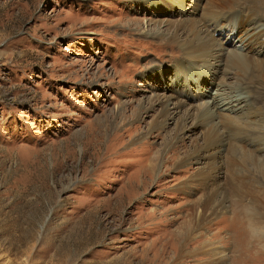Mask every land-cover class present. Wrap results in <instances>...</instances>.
Instances as JSON below:
<instances>
[{"label":"rangeland","instance_id":"374dc122","mask_svg":"<svg viewBox=\"0 0 264 264\" xmlns=\"http://www.w3.org/2000/svg\"><path fill=\"white\" fill-rule=\"evenodd\" d=\"M259 10L0 0V264H264V128L180 127L242 79L264 117V79L205 58Z\"/></svg>","mask_w":264,"mask_h":264},{"label":"bare ground","instance_id":"6f19581e","mask_svg":"<svg viewBox=\"0 0 264 264\" xmlns=\"http://www.w3.org/2000/svg\"><path fill=\"white\" fill-rule=\"evenodd\" d=\"M257 1L260 10L255 13V16H257V20H260V18L264 16V0H255V4ZM240 2L241 0H237V4H240ZM255 24L248 27L247 31L242 34L244 47L241 46V49H239L236 47L237 45H228V42H225L226 46L214 50L211 49L210 52L206 54L207 56H205V58L214 59L218 54H216V52L219 51V56L214 63L221 67L222 74L230 73L231 70H234L235 72L237 71L246 74L245 79H254L253 77H262L264 79V23L260 25ZM216 31H218V28H216ZM251 39H254L253 42H256L255 44H257L258 47L252 46L251 43H247ZM213 43L212 38L203 39L201 46L199 45L201 54L203 55L207 52V49ZM216 86V91H213L214 93L210 92L209 99L205 101L203 109L198 111L199 116L197 117V122L191 125V127H188L183 121L180 124L182 129L186 128V130L192 131V128L198 126L199 123L204 124V126H207L208 128L211 127V130L213 128L212 131L215 132L217 137L221 139L224 144L230 137H232L231 131L234 130L235 127L241 128L244 125L253 124L254 126L257 125L258 129L264 128V122L262 120L264 117L261 118L260 113L254 112V106L252 107L251 105L253 102L252 97L254 96L250 94V89L243 79L236 80L233 85L218 82ZM255 102L256 101L253 103ZM169 104L170 102L166 103V109L170 108ZM236 108H239V110L237 113H234ZM229 110L234 112H230ZM177 112L178 110L175 109V113ZM168 113L170 112L168 111ZM209 143L211 142L209 141ZM217 149H221V147ZM155 165L157 164L154 161H151V169Z\"/></svg>","mask_w":264,"mask_h":264}]
</instances>
